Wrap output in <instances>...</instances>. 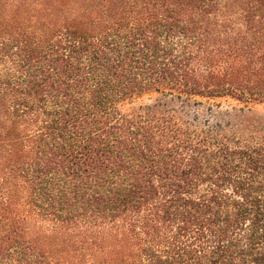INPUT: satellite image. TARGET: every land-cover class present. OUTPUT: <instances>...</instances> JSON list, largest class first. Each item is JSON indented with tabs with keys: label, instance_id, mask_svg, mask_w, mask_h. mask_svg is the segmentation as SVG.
Returning <instances> with one entry per match:
<instances>
[{
	"label": "trees",
	"instance_id": "obj_1",
	"mask_svg": "<svg viewBox=\"0 0 264 264\" xmlns=\"http://www.w3.org/2000/svg\"><path fill=\"white\" fill-rule=\"evenodd\" d=\"M257 106L264 0H0V264H264Z\"/></svg>",
	"mask_w": 264,
	"mask_h": 264
},
{
	"label": "rangeland",
	"instance_id": "obj_2",
	"mask_svg": "<svg viewBox=\"0 0 264 264\" xmlns=\"http://www.w3.org/2000/svg\"><path fill=\"white\" fill-rule=\"evenodd\" d=\"M157 98L156 95H151L147 97H143L141 99L134 100L130 105H127V108L136 107L143 104H148L154 101ZM197 101L202 102L200 106H193L190 108L191 111H203L206 110L208 107H212L213 115L211 116V120H220L225 121L227 113H232L234 110H238L243 108V105L232 101L230 99H218V100H207V99H197ZM256 111L264 113V109L262 106L253 107Z\"/></svg>",
	"mask_w": 264,
	"mask_h": 264
}]
</instances>
